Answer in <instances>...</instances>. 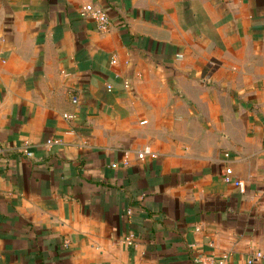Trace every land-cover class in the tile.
Returning a JSON list of instances; mask_svg holds the SVG:
<instances>
[{"label":"crops","instance_id":"crops-1","mask_svg":"<svg viewBox=\"0 0 264 264\" xmlns=\"http://www.w3.org/2000/svg\"><path fill=\"white\" fill-rule=\"evenodd\" d=\"M257 253L264 0H0V264Z\"/></svg>","mask_w":264,"mask_h":264},{"label":"built area","instance_id":"built-area-1","mask_svg":"<svg viewBox=\"0 0 264 264\" xmlns=\"http://www.w3.org/2000/svg\"><path fill=\"white\" fill-rule=\"evenodd\" d=\"M82 17L84 18H91L92 20H94L97 24L98 30L105 32L108 31L109 27H110V19L109 16L106 12H104L102 9L100 8H96L93 5H89L86 6L83 11H82ZM108 90L111 91L112 90V86L108 85L107 86ZM74 103H77V100L74 99L73 101ZM70 118V117H67ZM60 144L59 140H48L47 145L51 146V145H58ZM151 152L149 149H146L142 154L139 155L140 159H144V157L146 155H149ZM223 180L225 183L227 184H235L236 186L239 187V189L241 190V192H245V184L243 181L241 180H235L233 178V170L231 168H227L225 170L224 176H223ZM125 244L127 246H134V237L133 236H129L126 238L125 240ZM258 259H264V254L262 253H257L255 256V259L250 260L249 264H253L255 260ZM203 264H211L210 262H204ZM220 264H224V260H222L220 262Z\"/></svg>","mask_w":264,"mask_h":264}]
</instances>
